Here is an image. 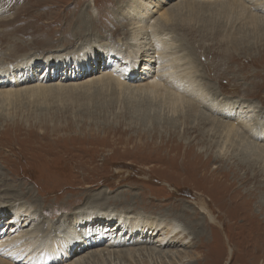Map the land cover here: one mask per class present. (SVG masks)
Segmentation results:
<instances>
[{
  "label": "rangeland",
  "instance_id": "1",
  "mask_svg": "<svg viewBox=\"0 0 264 264\" xmlns=\"http://www.w3.org/2000/svg\"><path fill=\"white\" fill-rule=\"evenodd\" d=\"M155 1L158 0H150L152 16L166 13L170 19L166 26L173 32L171 42L179 50L176 53L180 65L187 67V56L183 57L186 45L191 49L188 57L192 69L202 78L198 84L213 92L217 101L222 98L230 104H251L256 109L254 122L264 123V24L247 22L239 8L227 5V1H185L173 6L175 0H164L156 6ZM128 3L129 0H0V59L7 62L2 65L12 66L13 62L33 57L38 69L27 71L18 66V71L26 73L19 80L24 82L44 72L46 81L65 82L66 65L59 64L62 57L75 55L78 48L100 50L110 45L106 44L109 37L112 42L121 39L128 30ZM89 14L97 27L86 21V30L80 28L79 16L88 19ZM117 25L120 28L113 33ZM96 55L98 58L89 60L92 63L78 64L79 71H68V80L82 82L92 77L88 72L105 62L100 57L103 54ZM45 62L48 65L44 70L41 65ZM131 64L138 70L136 75L146 70L140 62ZM14 73L10 72L9 79L20 77L19 72ZM91 85L73 89L54 86L47 93L33 95L21 92L13 104L0 105V173L6 177L4 185H0L6 189L2 199L12 197L14 190L26 193L16 200L30 208L33 229L42 231L43 240L48 239L43 264L67 262L68 252L58 245L62 237L51 236L73 226L72 219L84 208L104 207L106 203L122 214L173 220L169 214L172 208L187 206L191 212L199 211V199L205 201L216 222L212 224L206 218L204 235H196L192 246L184 249L194 255L172 264H264V192L257 188L264 181V158L250 157L237 137H225L210 124L200 125L193 132L196 118L190 122L176 113L171 119L175 126H171L162 115L166 109L158 103L159 98L148 101L111 90L97 94ZM146 102L149 105L141 106ZM227 105L222 107L225 113L231 109ZM157 115H161L159 119ZM249 162L254 164L248 166ZM230 167L236 172L226 175L224 171ZM244 175L258 179L242 183L240 177ZM120 197L127 202L113 203ZM1 202L10 206L5 200ZM11 212L0 208L2 234L12 224L6 222ZM80 222L77 228L90 224L87 218ZM114 223L115 219L109 225ZM184 223L182 218L179 225ZM143 256H139V263L141 257L146 258ZM167 260L162 259L169 264ZM159 261L149 262L160 264ZM106 262L94 264H109ZM110 263L118 264V260Z\"/></svg>",
  "mask_w": 264,
  "mask_h": 264
},
{
  "label": "bare ground",
  "instance_id": "2",
  "mask_svg": "<svg viewBox=\"0 0 264 264\" xmlns=\"http://www.w3.org/2000/svg\"><path fill=\"white\" fill-rule=\"evenodd\" d=\"M168 1L166 0L165 2L168 3ZM185 1H215L222 3L227 1V5L239 8L247 22L264 24V0H175L172 6ZM162 2L164 0H158L154 3L156 6ZM150 5V0H129V8L126 9V15L128 14L129 18L126 25L128 26V30L124 32L121 39L112 42L108 36L109 39L106 44L110 45H104L105 47L103 48L100 46L102 48H99L100 50L96 48L86 50L88 47H84V49L78 48L75 55L69 53L72 59L67 56L62 57V61L59 64L66 65L65 71H67V75L64 77L66 78L65 82L61 79L60 81L57 80V82L56 80L52 82L46 81L47 77L45 78L46 74L43 71L48 62L41 65L44 67L43 74L40 73L41 75L39 74L36 78L28 77L22 82L19 79H23L26 74L25 70L36 71L38 69L36 67L37 64L33 62L35 59L33 60V57H28L25 62L20 60L21 62L11 63L14 64L12 66L10 64L2 65L7 62L5 59H0V105L13 104L14 98L18 94L20 95L21 92L33 95L35 93L41 94L42 91L47 93L54 86L57 89H64L65 87L73 89L76 86L82 85L83 87L84 85L92 84L97 94L111 90L122 93V95L148 101L149 99L159 98L158 103L166 109L162 115L167 117L166 119H169L171 126H175V122L171 119L175 118L176 113L179 117H185L184 120L188 121L190 119V122H193L191 119L196 118L197 123L191 127L193 132H197L200 125L210 124L215 132L222 133L225 137H237L242 145L246 147V151L250 152L248 153L250 157L264 158V123L258 122L260 123L258 124L254 122L255 107L249 103L244 105L243 103L233 104L234 102H232L230 104L229 101L227 102L220 97V100L217 101L213 92L200 86L198 83L202 79L199 78L201 75L195 74V71L192 69V60L188 57L190 56L188 54L191 52V49L186 45L183 47V50L186 51L183 57L187 56V67H182L179 55L177 54L179 50H176V47H173V42H171L173 32H171L170 27L166 26L170 19L166 17V13H161L158 17L153 18V11ZM255 10L261 11V13L258 14ZM238 15L240 14L238 13ZM92 17L91 14H89L88 19L84 18L83 15L79 16V27L86 30V21L89 26L97 27L98 24L96 25ZM98 18H100V15H98ZM119 28V25H117L113 33H117ZM98 52L103 54L100 57H104L105 62L100 67H96L97 69L94 72H88L89 75L93 74V76L87 77L85 81L82 79L83 83L76 82V79H74V82H70L68 80V71L72 69L77 71L78 64L84 66L86 65L85 63H92L89 60L91 58L94 60L95 57L98 58V55H96ZM18 60L19 58L15 59V61ZM136 61L141 63V68L146 69L143 72L141 71V75H136L137 72L135 71L138 70L132 67L131 63ZM70 62H72L71 65ZM18 66L20 68L24 67L25 74H22L21 69L18 71ZM11 69L16 70L11 71ZM10 72H15V75L17 74L16 72H19L20 77L18 79H9ZM82 74L87 73L83 72ZM10 83L12 84L7 88L6 86ZM89 95L91 96L92 94ZM89 95L87 96L88 98H90ZM147 102L141 106L149 105ZM226 104L231 106V109L225 113L222 107ZM233 108L235 110L238 109V111L233 113ZM160 116L158 117L157 115L156 118L159 119ZM261 125L263 127L260 130ZM191 146L192 144L189 143L188 148ZM253 164V162H249L248 166ZM234 171L230 167L224 172H226V175H229V172L235 174L236 171ZM256 177L255 175L252 177L244 175L240 179L242 183H245L247 180L258 179ZM5 179L6 177L0 173V185H4ZM257 188L258 191L264 192L263 180L258 183ZM4 190H6L5 187L0 188V208L12 210V215L6 220V222H11L12 224H9L8 228L2 231H5L3 234L0 232V264H43L45 261L44 256L48 254L46 252L48 239L44 238L43 240L44 235L41 234L42 231L36 228L33 229L31 222L33 221V213H31L30 208L23 204L22 201H17L18 198H23L22 196H25L26 193L19 192L17 194L13 189L12 197H4L2 199V192ZM2 200L8 202L10 208L3 205ZM112 201L115 204L127 202L125 198L121 197L118 200ZM204 202L202 199L197 200L200 212L194 210L191 212V209L187 206H181L180 209L178 207L176 209L172 208L169 214L173 220H167L158 216L151 218L140 213L122 214L120 211L111 210L109 205L105 203L104 207L98 208L92 206V209L84 208V210H88L87 212L83 209L78 211L80 214L72 219L73 226L70 225L67 231L60 230V232H53L54 234L52 233L53 236L51 237H62L58 245L62 247L61 250L68 252L65 256V261H67L65 264H94L99 261L101 263L107 261L111 264L110 262L113 260H118V264H124L127 260L129 262H137L135 264H150L149 261L151 260L157 263V259L160 260L161 264V262H164L162 259L165 260V258H168L167 262L169 264L173 262L177 263V260H181L183 257H192L194 255L192 251L188 252L184 251V249L189 245L192 246V241L196 235H204V220L208 218L210 223L214 224L216 222L210 213V209L205 206ZM85 218H87L90 224H82V226L79 225L77 228V225L81 223L80 220L84 221ZM182 218L185 219V226L179 225V221ZM113 219H115V223L110 226L109 224ZM74 224L76 228L73 230ZM184 228L189 229L191 232H185ZM252 229H254L253 226ZM64 232L66 233L63 234ZM190 233L192 236L189 235ZM122 234H125V236H122ZM76 241L78 242L77 245H75ZM184 242L186 245H181ZM137 244L139 246H136ZM71 253L72 257H70ZM140 255H146L145 259L141 257V263L138 261ZM49 260L52 261L53 258ZM162 264H165V262Z\"/></svg>",
  "mask_w": 264,
  "mask_h": 264
}]
</instances>
